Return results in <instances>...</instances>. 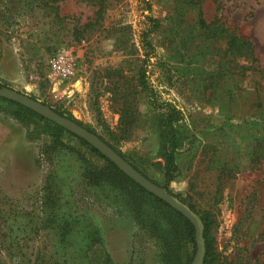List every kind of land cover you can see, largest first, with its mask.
<instances>
[{"label": "rangeland", "instance_id": "rangeland-1", "mask_svg": "<svg viewBox=\"0 0 264 264\" xmlns=\"http://www.w3.org/2000/svg\"><path fill=\"white\" fill-rule=\"evenodd\" d=\"M63 48L77 62L70 82L49 77ZM142 69L158 101L184 115L169 189L212 212L221 264H264V0H0V81L91 126L163 181ZM5 108L0 100L4 264H164L111 191L83 180L86 165H102L97 154L68 133L53 151L42 122Z\"/></svg>", "mask_w": 264, "mask_h": 264}, {"label": "trees", "instance_id": "trees-1", "mask_svg": "<svg viewBox=\"0 0 264 264\" xmlns=\"http://www.w3.org/2000/svg\"><path fill=\"white\" fill-rule=\"evenodd\" d=\"M42 1L44 2V0ZM148 8H150V5H148ZM149 18L153 22L152 29L156 28L159 25V20L152 17ZM200 21L204 23L203 17H200ZM150 32L151 31H147L144 33L143 40L144 47L152 51L154 47L148 40ZM148 57L150 58L151 55L148 54ZM140 82L144 89L150 91V95L152 96V107L159 110V125L162 129L164 138L160 142V154L164 162L159 161L154 164L159 166L164 176L163 181L155 180L150 177L143 168L131 161L123 152L98 134L91 126L84 125L81 121L63 111H56L98 134L104 141L114 148L122 157L131 162L144 175L153 180L155 183L166 187L171 193L199 213L204 223L203 235L206 246L204 264H221L219 260L220 254L216 246V237L213 233L214 216L212 212L197 210L194 205L188 203L185 199L181 198L178 194L169 189V184L176 178L179 171L177 153L182 143V135L178 123L182 121L184 117L183 112L169 101H158L156 93L147 81L145 69H142L141 71ZM3 86L7 85L0 81V87ZM0 100L5 103L6 108H8V110L17 118L26 121H35L36 124L42 122L41 129L43 130L41 132L52 135L54 139V141H52L49 145L47 144V146L53 151L61 149V147L64 146L62 135L64 133H68L69 135L78 138L92 152L97 154L103 160L102 165H92V168L89 165H86L84 168L85 177H83V180L85 178L91 183L103 189L107 188L111 191L115 204L129 211L133 215L135 221L142 226L143 230L147 231L150 237L156 241L159 246V256L164 264H190L192 262L197 250L195 226L186 216L136 183L132 178L119 169V167L109 157L100 153L85 139L67 130L56 122L43 117L27 106L2 96H0ZM262 152L264 155V151ZM0 264H4L1 257ZM105 264H112L110 257L107 258Z\"/></svg>", "mask_w": 264, "mask_h": 264}, {"label": "water", "instance_id": "water-1", "mask_svg": "<svg viewBox=\"0 0 264 264\" xmlns=\"http://www.w3.org/2000/svg\"><path fill=\"white\" fill-rule=\"evenodd\" d=\"M0 96L29 107L43 117L56 122L67 130L85 139L100 153L109 157L119 167V169L132 178L136 183L180 211L195 226L197 250L191 264H204L206 254L205 238L203 235L204 223L200 214L193 210L187 203L171 193L166 187L155 183L153 180L144 175L131 162L122 157L114 148L104 141L98 134L90 131L85 126L80 125L73 119L60 114L54 108L28 94L8 86L0 87Z\"/></svg>", "mask_w": 264, "mask_h": 264}, {"label": "built area", "instance_id": "built-area-1", "mask_svg": "<svg viewBox=\"0 0 264 264\" xmlns=\"http://www.w3.org/2000/svg\"><path fill=\"white\" fill-rule=\"evenodd\" d=\"M47 67L50 78L60 82H70L76 76L77 62L72 52L63 48L49 57Z\"/></svg>", "mask_w": 264, "mask_h": 264}]
</instances>
